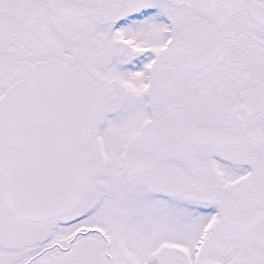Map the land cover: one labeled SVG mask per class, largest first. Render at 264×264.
<instances>
[{
	"label": "snow or ice",
	"instance_id": "1",
	"mask_svg": "<svg viewBox=\"0 0 264 264\" xmlns=\"http://www.w3.org/2000/svg\"><path fill=\"white\" fill-rule=\"evenodd\" d=\"M0 264H264V0H0Z\"/></svg>",
	"mask_w": 264,
	"mask_h": 264
}]
</instances>
